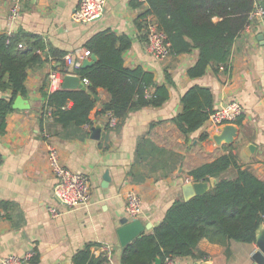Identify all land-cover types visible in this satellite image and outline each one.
<instances>
[{
	"label": "crops",
	"instance_id": "obj_1",
	"mask_svg": "<svg viewBox=\"0 0 264 264\" xmlns=\"http://www.w3.org/2000/svg\"><path fill=\"white\" fill-rule=\"evenodd\" d=\"M78 5L79 0H21V16L11 22V4L0 0V35L39 37L46 60L43 66L28 71L27 94L21 97L31 108L9 113L6 129L0 132V263L9 256L24 260L36 252L37 264H71L79 250L93 245L97 257L105 255L110 264H121L124 248L118 230L128 217L126 194L135 191L141 197L143 208L138 219L147 228L144 234L152 233L173 202L183 197V186L194 182L188 172L230 151L264 181V18L253 20L234 44L228 73L222 70L216 75L210 69L205 77L192 79L188 70L198 60L196 49L163 62L148 52L144 31L136 26L147 6L142 0H106L103 17L89 24L72 20ZM260 5L263 8L264 0ZM105 30L132 39L124 54L125 66L153 73L158 85L168 87L170 99L161 108L131 113L120 128L111 129L107 128L108 114L102 113L111 97L105 89H98L91 125L83 127L87 136L70 137L69 130L53 118L46 116L42 121L41 117L49 94V73L60 67L53 54L87 50L89 39ZM194 86L212 91L215 111L232 102L241 105L243 114L235 124L238 136L232 145L216 144L213 137L220 131L200 141L205 126L185 136L172 122L182 111L183 95ZM8 95L0 92V98ZM45 132L61 163L86 175L92 185L87 206L63 210L58 218H52L47 210L56 179L47 157ZM143 138L173 155L174 174L163 178L161 173L153 174L148 165L135 162L137 145ZM235 176L233 168L224 174L228 179ZM208 183L213 188L215 183ZM105 248L110 249L109 254ZM198 248L205 254L204 260L182 258L179 264H253L252 255L257 251L256 243L221 245L207 239ZM25 264L34 263L30 260Z\"/></svg>",
	"mask_w": 264,
	"mask_h": 264
},
{
	"label": "trees",
	"instance_id": "obj_2",
	"mask_svg": "<svg viewBox=\"0 0 264 264\" xmlns=\"http://www.w3.org/2000/svg\"><path fill=\"white\" fill-rule=\"evenodd\" d=\"M146 9L138 16L136 26L146 28L153 17L171 44L173 56L199 52L198 60L189 70L192 79L203 78L211 69L214 74L228 73L233 46L251 24L254 0H144ZM135 5V4H134ZM23 44L22 48L19 45ZM132 39L111 30L97 33L85 48L98 61L91 67L75 71L81 81L87 80L85 90H61L48 94L41 110L42 121L49 110L54 121L69 130L70 137L84 138L83 127L91 125L90 115L96 106L98 89L110 94L102 113H111L120 128L129 115L144 108H161L170 99L166 85H158L154 74L142 67L127 68L124 54L131 48ZM60 68L64 53H54ZM44 44L39 37L0 35V132L6 129L7 115L15 109L18 96L27 94L28 71L45 64ZM57 68V66H55ZM182 111L172 122L188 136L199 131L215 112L212 91L194 86L181 99ZM240 120V119H239ZM239 120L237 123H239ZM109 128V126H107ZM204 133L200 141H206ZM232 150V148H230ZM173 155L156 146L149 138L137 145L136 163L146 164L153 174L167 178L174 174ZM236 170L233 179L224 177L229 169ZM188 175L194 182L217 184L206 194L186 202L179 198L167 210L164 219L152 233L143 234L123 249L121 264H157L170 258L204 260L198 248L207 239L211 243L230 242L254 244L258 231L264 226V181L245 168L237 154L230 151L213 162L191 169ZM134 177V175H133ZM145 179V177H144ZM135 181V177H134ZM93 245H87L72 258L71 264H110L105 255L96 256ZM231 252L226 251L229 257ZM34 252L31 263L37 264Z\"/></svg>",
	"mask_w": 264,
	"mask_h": 264
},
{
	"label": "built area",
	"instance_id": "obj_3",
	"mask_svg": "<svg viewBox=\"0 0 264 264\" xmlns=\"http://www.w3.org/2000/svg\"><path fill=\"white\" fill-rule=\"evenodd\" d=\"M10 7V20L15 22L21 16V0H8ZM144 1V0H142ZM261 0H254V11L250 15L251 22L257 18H264V8L260 5ZM106 0H79V5L72 15V20L77 24H89L101 19L105 13ZM144 30V36L147 43V50L154 59L163 62L172 56L171 44L168 41L167 35L159 29L153 17L148 18ZM8 37H13L9 34ZM23 44L19 45L22 48ZM92 57L89 50H81L75 53L66 54L63 57L64 67L51 69L48 76V91L50 94L57 92L63 88L64 78L66 76H78L75 71L80 69L85 62ZM84 86L89 85L87 80L82 81ZM108 114V126L115 129L118 125V120L111 114ZM243 114L241 105L237 102H232L227 106L213 112L207 122L204 124L207 134L219 131L226 125H235ZM48 118L52 117V111L47 113ZM203 126V127H204ZM88 127V126H87ZM44 138L48 142L47 157L51 166L56 185L53 190L52 203L47 208L52 218L61 216L63 210H73L79 207L87 206L92 198V185L89 178L81 173L74 172L65 167L59 157L58 150L50 142V135L45 132ZM125 211L130 220L137 219L142 213V199L135 192L130 191L126 194ZM107 254L110 249L105 248ZM34 253L26 256L21 260L15 256H9L0 264H23L30 261ZM162 264H179L177 258H166Z\"/></svg>",
	"mask_w": 264,
	"mask_h": 264
},
{
	"label": "water",
	"instance_id": "obj_4",
	"mask_svg": "<svg viewBox=\"0 0 264 264\" xmlns=\"http://www.w3.org/2000/svg\"><path fill=\"white\" fill-rule=\"evenodd\" d=\"M264 8V5H263ZM98 61L97 56L92 55L91 59L85 60L82 65V68H87L93 66ZM63 88L69 90H85L81 82V79L78 76H66L63 82ZM98 97L96 96V100ZM13 108L15 110H28L31 108L29 102L23 99L21 96H18L14 101ZM213 140L217 145H232L234 139L238 136V128L236 125H226L219 130ZM105 180L109 181L108 175L105 176ZM212 183L216 184L217 179H210ZM213 185V187L215 186ZM210 190L208 182H193L187 183L183 186V198L186 202L190 201L196 196H202ZM146 226L140 221V219L130 220L128 217L124 218L121 221V228L118 230V237L120 245L122 248L127 247L129 244L135 242L139 237H141L146 231ZM257 251L252 255L253 264H264V226L260 228L256 238ZM25 264V263H23ZM157 264H162L161 260H157ZM200 264V263H196Z\"/></svg>",
	"mask_w": 264,
	"mask_h": 264
}]
</instances>
